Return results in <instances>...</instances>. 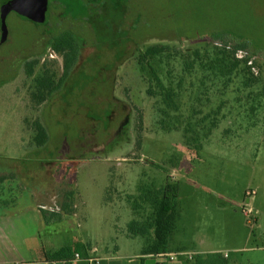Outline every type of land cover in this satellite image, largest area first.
I'll return each mask as SVG.
<instances>
[{"label":"rangeland","instance_id":"obj_1","mask_svg":"<svg viewBox=\"0 0 264 264\" xmlns=\"http://www.w3.org/2000/svg\"><path fill=\"white\" fill-rule=\"evenodd\" d=\"M47 1L43 22L12 11L0 24V212L35 203L61 213L71 200L75 215L43 219L40 239L103 252L148 215L142 203L132 209L139 188L170 184L174 245L264 264V0ZM66 30L80 43L77 63L37 103L35 80L62 72L48 41ZM215 37L247 44L237 57L256 83L247 86L243 65L224 77L209 68L223 48ZM153 45L167 50L143 59ZM35 122L46 132L42 145Z\"/></svg>","mask_w":264,"mask_h":264},{"label":"trees","instance_id":"obj_2","mask_svg":"<svg viewBox=\"0 0 264 264\" xmlns=\"http://www.w3.org/2000/svg\"><path fill=\"white\" fill-rule=\"evenodd\" d=\"M216 40V41H214ZM215 43H219L222 46V49H219L214 55V62L211 63L209 67L211 70L217 68L219 75L224 77L232 73V70H238L240 66L242 67L244 77L248 80L247 86H251L257 82V77L252 76L251 66L248 65V61L245 56L238 58L237 53L239 51L245 52L247 49V44H231L229 41L218 40L217 37L213 39ZM48 47L52 52L57 54L62 59V72L57 81L54 80L52 74H45L41 78L35 80L36 83V92L32 97L37 98V103L44 102L46 97H48L53 91H57L67 80L71 70L77 63L80 43L77 37L70 31H63L58 35H55L50 38L48 41ZM217 49V48H216ZM167 48H159L158 46H149L145 49L142 54L143 59H155L161 56ZM198 54V51L195 52ZM245 54V53H244ZM246 55V54H245ZM178 56V55H176ZM175 56V57H176ZM181 56H179L180 58ZM188 57V56H186ZM186 57H181L187 59ZM141 61H145V60ZM231 62L230 66L228 64ZM228 63V64H227ZM183 68L186 71H189L194 68V64L184 63ZM225 69V70H224ZM226 71V72H225ZM31 70H28L26 73L31 75ZM225 72V73H224ZM154 81L156 82L157 88L163 96V100L166 103H173V91L168 90L164 87L158 76L155 74V71H152ZM247 76L249 78H247ZM251 76V78H250ZM191 86H193L191 82ZM147 94L149 96L154 95V92L150 89H147ZM199 101L200 98H196V101ZM217 125H212L208 129L206 136H210L212 130L216 128ZM35 129L37 132V138L39 145L45 143L46 132L44 127L35 122ZM185 133L192 132L191 128H185ZM185 137V145L190 147V140L187 136ZM6 179V176H0V183ZM140 195L138 196L134 205L132 206L133 210L139 209L141 203L147 205L150 209L148 215L138 220H131L126 225L127 237H142L146 239L148 244L157 251H162L166 248V245L172 236L173 233V219L175 212V201L177 196V186H171L166 184L160 188H139ZM71 195V193H70ZM60 210L67 215H70L73 211V206L71 200L67 203H64L60 206ZM61 212V213H62ZM42 216L44 219H50L52 217H61V213L58 212H47L41 210ZM88 247V245H86ZM155 250V251H156ZM156 251V252H157ZM85 247L82 244L75 243L73 245H63L57 250L46 254V260H69L73 257L75 253H78L81 257L84 255ZM191 261L193 264H229L226 258L223 257L221 253H207V254H196L192 256Z\"/></svg>","mask_w":264,"mask_h":264},{"label":"crops","instance_id":"obj_3","mask_svg":"<svg viewBox=\"0 0 264 264\" xmlns=\"http://www.w3.org/2000/svg\"><path fill=\"white\" fill-rule=\"evenodd\" d=\"M72 206L73 211L70 215H75L74 203ZM43 209L42 206L35 203L16 208L10 204V208L0 212V264H41L46 260V254L61 247L54 248L51 239L46 242L40 239L39 231L44 225L41 213ZM122 237L126 242L117 244L112 250L106 249V251L100 252L88 245L82 257H97L100 259L98 264H193L188 259L189 255L221 253L229 264H236V262L230 263L229 255L225 252L215 250L185 251L181 246L174 245L171 237L166 248L162 251L153 249L142 237L139 243L135 242L139 237H127L126 229ZM249 239L250 236H246L243 242L246 244ZM30 242H33V245L30 246ZM261 249H264V246ZM160 254H173L175 257L173 260L157 258L156 256ZM75 264L87 263L81 261Z\"/></svg>","mask_w":264,"mask_h":264},{"label":"water","instance_id":"obj_4","mask_svg":"<svg viewBox=\"0 0 264 264\" xmlns=\"http://www.w3.org/2000/svg\"><path fill=\"white\" fill-rule=\"evenodd\" d=\"M47 0H6L0 11V24L4 28L9 12H15L34 22H43L47 10Z\"/></svg>","mask_w":264,"mask_h":264},{"label":"built area","instance_id":"obj_5","mask_svg":"<svg viewBox=\"0 0 264 264\" xmlns=\"http://www.w3.org/2000/svg\"><path fill=\"white\" fill-rule=\"evenodd\" d=\"M250 211H248L245 215H248ZM157 258L163 259L167 258L168 260H173L175 255L173 254H160L156 256ZM192 255L188 256V259L191 260ZM99 258L97 257H86L83 258L81 257L78 253H75L73 257L69 260H61V261H56V260H45L41 262V264H75L81 261L86 262L87 264H98L99 263Z\"/></svg>","mask_w":264,"mask_h":264}]
</instances>
